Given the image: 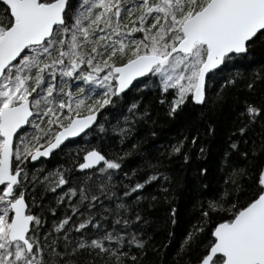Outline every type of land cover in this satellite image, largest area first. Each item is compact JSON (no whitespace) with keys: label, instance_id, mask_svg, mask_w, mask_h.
<instances>
[{"label":"snow or ice","instance_id":"6c2138e0","mask_svg":"<svg viewBox=\"0 0 264 264\" xmlns=\"http://www.w3.org/2000/svg\"><path fill=\"white\" fill-rule=\"evenodd\" d=\"M256 51L264 0H0V264H264Z\"/></svg>","mask_w":264,"mask_h":264},{"label":"trees","instance_id":"16d2710c","mask_svg":"<svg viewBox=\"0 0 264 264\" xmlns=\"http://www.w3.org/2000/svg\"><path fill=\"white\" fill-rule=\"evenodd\" d=\"M251 58L256 61L254 67H259L261 64H264V53L260 51L254 52ZM242 88V84L237 85V89ZM153 119L156 121L155 126L149 125L140 131V135L144 137L146 144L167 143L170 138L178 135L183 127L181 122H172L168 120L162 109H158L157 114L154 115ZM149 128L152 131L157 132V138L148 137L147 131ZM174 168L176 170L174 173V179L177 185L176 196L178 197L176 203L182 215L186 217L195 213L196 209L194 208V205L197 200L212 198L217 192L219 185L213 182L209 184L207 190L194 193L190 191V181L188 180L187 173L180 171L179 162L174 164Z\"/></svg>","mask_w":264,"mask_h":264},{"label":"rangeland","instance_id":"374dc122","mask_svg":"<svg viewBox=\"0 0 264 264\" xmlns=\"http://www.w3.org/2000/svg\"><path fill=\"white\" fill-rule=\"evenodd\" d=\"M149 99H150V97H149ZM49 166H51V165H49Z\"/></svg>","mask_w":264,"mask_h":264}]
</instances>
